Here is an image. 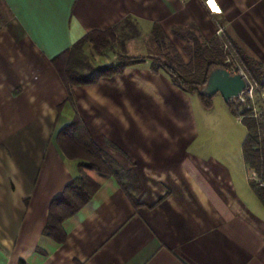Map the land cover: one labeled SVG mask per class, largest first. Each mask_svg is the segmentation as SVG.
Returning <instances> with one entry per match:
<instances>
[{
    "label": "crops",
    "instance_id": "crops-1",
    "mask_svg": "<svg viewBox=\"0 0 264 264\" xmlns=\"http://www.w3.org/2000/svg\"><path fill=\"white\" fill-rule=\"evenodd\" d=\"M126 18L139 32L127 56L136 42L138 54H156L157 24L188 63L172 29L192 24L205 42L219 23L221 36L264 67V0H0V264H264V208L242 158L246 130L219 95L206 110L148 61L76 86L68 99L52 61ZM74 118L107 157L128 158L116 162L134 175V204L114 178L67 156L60 132ZM229 123L244 129L246 197L218 162L219 144L197 143ZM142 166L164 169L148 176ZM82 168L99 189L59 223L52 205ZM49 220L57 239L44 234Z\"/></svg>",
    "mask_w": 264,
    "mask_h": 264
},
{
    "label": "trees",
    "instance_id": "trees-1",
    "mask_svg": "<svg viewBox=\"0 0 264 264\" xmlns=\"http://www.w3.org/2000/svg\"><path fill=\"white\" fill-rule=\"evenodd\" d=\"M122 22L127 26V29L129 28L130 32V34H125L123 38L124 43L127 40L136 39L139 36L136 24L129 18H126ZM121 23L106 31L90 32L76 42L71 49L52 61L62 83L68 91L73 86L95 84L103 77L120 74L126 67L143 63L144 60L141 58L128 57L124 52L123 43V52L118 56V61L115 65L103 66L97 69H93L88 65L87 67L83 66L80 60L83 46L86 43H90L94 46L95 50L110 46V39H114L115 29ZM124 29L121 28L122 31ZM194 31L195 27L192 24L172 29V34L175 37L185 41L183 52L189 61L188 63H184L161 27L155 24L150 33L151 39L156 46V54L149 57L152 72L163 71L178 89L187 94H195L202 107L206 110L212 107V98L204 96L201 90L206 84L208 74L215 68H223L234 72L241 70L252 83L262 89L264 88V67L261 64L247 58L223 36L201 42L194 34ZM232 59L236 60L239 64L235 70L232 67L233 64L230 63ZM227 107L234 117L240 119L241 124L246 130V136L242 143V158L245 166L256 179L255 181H249V187L264 208V108L257 112L254 111L253 107L247 109L243 107V104L238 103L234 105L231 101L227 103ZM239 108H241L240 112H238ZM60 137L65 141L68 157L78 159L73 154L77 153V151L91 155L93 162L88 163L87 168L94 170L104 177L114 178L122 191L134 204V196L128 190L135 191L137 189L133 173L121 168L97 146L91 144L87 140V135L78 118H74L60 132ZM122 179H125V182ZM98 189L99 184L86 175L75 178L65 188L62 196L52 205V210L53 207H57L60 210V214L56 215L58 216L57 220L59 223L78 212ZM52 217L50 213V219ZM51 224V220H49L44 234L55 237L52 234L53 226Z\"/></svg>",
    "mask_w": 264,
    "mask_h": 264
},
{
    "label": "rangeland",
    "instance_id": "rangeland-1",
    "mask_svg": "<svg viewBox=\"0 0 264 264\" xmlns=\"http://www.w3.org/2000/svg\"><path fill=\"white\" fill-rule=\"evenodd\" d=\"M217 25H220V24L217 23ZM126 27L127 26L124 25V23L122 22L121 25L115 29L114 39H112V40L110 39V46H106V47L95 50L94 46L92 44L86 43L83 46L81 53H80V60L82 61L83 66L87 67V65H88V66H91L93 69H97V68L103 67V66L115 65L118 61V56L123 52V50H122V44L124 43L123 38L125 37V34L126 35L128 33L130 34L129 28L127 29ZM121 28H125L124 31H122ZM122 32H124V33H122ZM128 41L129 40L125 41V43H127ZM125 43H124V45H125ZM138 44H141V43L136 42V44L131 45V48L129 51L131 52V54H133V56H131V57L128 56V57H130V58H141L144 60L143 63H141V64L147 63L148 61H150L149 56L147 54L144 56H142L141 54H138L140 52V50H138L139 49ZM124 45H123V48H124ZM230 63L233 64L232 67L234 68V70L238 68L239 64L237 63L236 60L232 59V60H230ZM137 65H140V64H137ZM83 70L86 71L87 69H83ZM229 72H231V71H229ZM235 73L244 74L243 72H239V70ZM116 75H118V74H116ZM116 75H113L111 77H114ZM111 77H103L101 79L111 78ZM101 79H99L98 82ZM246 79L248 80L249 85L252 86V94L249 95L247 93H244L243 95L240 96V98L233 99V100H231V102H233L234 105L241 103V104H243V107L247 108V109L250 107H253L254 111L258 112L259 110L264 108V88L262 89L259 86L255 85L254 83H252L247 76H246ZM97 83H95V84H97ZM90 85H94V84H90ZM78 86H86V85H78ZM74 87H76V86L71 87L69 89V91L66 88L68 91V99L71 96L70 91ZM240 111H241V108L238 109V112H240ZM206 136H208L207 139L205 138ZM243 136H244V129L241 125L237 124V125L233 126V125H231V123H229V124H224L217 131H211L210 134H205L203 136L200 134V136L197 139V143H202L206 139L205 140L206 143H208L209 146L212 147V149H213V146H216L219 144V146L221 147V150L219 151V155H222V158L220 160H218V162L220 164H222V166H224V168L226 169L227 176L229 177L231 182L234 184V188L238 191V193L241 196L246 197L247 194H252V193L250 192V190L247 186L248 174H247L246 168L243 165L242 160H241L240 143H241V139H243ZM214 153H217V152L214 151ZM73 154L75 157L77 156L78 160H80V162H82V164H84V166H87L88 163L93 162V157L89 154H84L83 152H79V151H77V153H73ZM113 156L117 158L116 160L113 159L115 162L117 161L118 163H121L122 165L124 163H128V161H127L128 158L126 156H124V153L121 151L115 150ZM136 159H137L136 162H138L140 165L149 162L147 160H141L138 158H136ZM143 168L145 169L144 174H146L148 176L152 175L151 169H153V170L157 169L158 171L164 169L163 167H153L152 168L149 166L136 167L135 169L138 172H140L141 169H143ZM82 172H83L82 175H86L87 173H89V170H87L86 168H82ZM249 176H250V181L256 180L255 176L252 174L251 171H250ZM145 179H147V178H145ZM122 181L125 182V179H122ZM145 189L147 191H149V186L145 185ZM128 190L132 196H136L134 193H132L133 191L131 189H128Z\"/></svg>",
    "mask_w": 264,
    "mask_h": 264
},
{
    "label": "water",
    "instance_id": "water-1",
    "mask_svg": "<svg viewBox=\"0 0 264 264\" xmlns=\"http://www.w3.org/2000/svg\"><path fill=\"white\" fill-rule=\"evenodd\" d=\"M249 83L241 73H231L223 68H215L210 71L205 86L201 93L207 98L219 95L227 104L231 100L248 93Z\"/></svg>",
    "mask_w": 264,
    "mask_h": 264
},
{
    "label": "built area",
    "instance_id": "built-area-1",
    "mask_svg": "<svg viewBox=\"0 0 264 264\" xmlns=\"http://www.w3.org/2000/svg\"><path fill=\"white\" fill-rule=\"evenodd\" d=\"M221 34H222V30H221V28H220V26L219 25H217L216 24V35L217 36H221ZM239 72H242L241 70H239ZM231 73H235L234 71H231ZM242 74V73H241ZM244 75V74H243ZM245 76V75H244ZM246 77V76H245ZM247 94H249V95H251L252 94V86L250 85V87H249V91H248V93ZM243 95V94H242ZM240 98V97H239Z\"/></svg>",
    "mask_w": 264,
    "mask_h": 264
}]
</instances>
